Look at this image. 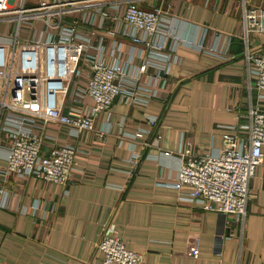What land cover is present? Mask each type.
Returning <instances> with one entry per match:
<instances>
[{
  "label": "crops",
  "instance_id": "0c3cea01",
  "mask_svg": "<svg viewBox=\"0 0 264 264\" xmlns=\"http://www.w3.org/2000/svg\"><path fill=\"white\" fill-rule=\"evenodd\" d=\"M173 4L183 20L178 27L183 38L199 40V27L223 38L243 29L242 0ZM251 42L264 48V34ZM178 53L181 64L172 67L166 87L148 104L117 98L111 115L102 113L92 131L55 124L37 128L45 137L44 152L63 145L78 150L65 186L6 174L9 150L0 138V189L6 193H0V264H100L98 243L108 224L149 264H264V159L250 182L244 221L209 211L204 201L181 199L184 190L177 187L189 156L217 155L227 134L248 144L242 126L249 124L251 109L264 111V93L255 88L237 38L223 59L189 46ZM85 82L75 80V85ZM73 92L64 113L87 114L93 101L86 98L72 108ZM194 248L197 259L190 253Z\"/></svg>",
  "mask_w": 264,
  "mask_h": 264
},
{
  "label": "built area",
  "instance_id": "2783aa9c",
  "mask_svg": "<svg viewBox=\"0 0 264 264\" xmlns=\"http://www.w3.org/2000/svg\"><path fill=\"white\" fill-rule=\"evenodd\" d=\"M174 1L181 0H0V25L12 26L7 35L0 32V138L9 150L6 174L69 184L77 148L63 145L44 152L45 137L37 128L55 124L79 133L92 131L102 113L111 115L117 98L148 104L166 87L172 67L181 64L183 46L223 59L233 39L241 40L255 88L264 93V48L251 42L264 34V3L242 0L240 34L223 38L199 27L201 38L190 40L179 35L183 20ZM12 48L8 64L7 49ZM82 79L84 86L75 85ZM72 89V108L86 98L93 101L87 114L64 113ZM242 128L249 132L248 144L227 134L217 155L188 157L177 180L184 190L181 199L201 200L209 211L245 220L250 182L264 159V111L251 109L249 124ZM0 193L6 196L2 189ZM98 249L100 264H149L143 254L126 247L112 224L105 226ZM190 253L199 258L198 248Z\"/></svg>",
  "mask_w": 264,
  "mask_h": 264
},
{
  "label": "rangeland",
  "instance_id": "374dc122",
  "mask_svg": "<svg viewBox=\"0 0 264 264\" xmlns=\"http://www.w3.org/2000/svg\"><path fill=\"white\" fill-rule=\"evenodd\" d=\"M237 2H240L241 0H236ZM255 2H260L261 0H254ZM261 5V4H260ZM31 5H28V7H30ZM11 27L12 26H10V27H8L7 28V25H5V24H1L0 25V32H1V34L4 32V31H6V30H10L11 29ZM7 34V33H6ZM5 34V35H6ZM1 36V35H0ZM4 36V35H3ZM4 37H6V36H4ZM1 38V37H0ZM8 51H7V55H8V64H9V62H11V57H12V53H13V48L12 49H7ZM19 66V49L17 50V52H16V57L14 58V70H16L17 69V67ZM8 70H10V66L8 67Z\"/></svg>",
  "mask_w": 264,
  "mask_h": 264
}]
</instances>
